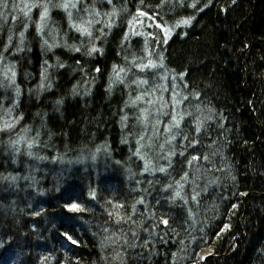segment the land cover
Wrapping results in <instances>:
<instances>
[{
  "label": "trees",
  "instance_id": "obj_1",
  "mask_svg": "<svg viewBox=\"0 0 264 264\" xmlns=\"http://www.w3.org/2000/svg\"><path fill=\"white\" fill-rule=\"evenodd\" d=\"M117 1L110 9L119 19L88 40L51 3L45 29L60 45L51 51L41 47L45 33L35 20L25 30L10 4L1 14L0 54L16 78L14 85L0 79V126L14 124L0 131V264H264V0H195L196 8L194 0ZM139 11L148 14L143 41L133 32ZM157 24L170 29L166 43L149 35L164 36ZM9 30L13 43L4 52ZM21 31L25 50L17 53ZM145 40L164 66L154 72L171 73L187 97L171 132L173 110L158 112L157 130L130 108L132 81L151 79L152 68L140 72L132 63L146 62ZM93 46L101 51L88 55ZM21 136L17 153L12 141ZM175 190L183 199H172ZM203 249L209 255L199 261Z\"/></svg>",
  "mask_w": 264,
  "mask_h": 264
},
{
  "label": "rangeland",
  "instance_id": "obj_2",
  "mask_svg": "<svg viewBox=\"0 0 264 264\" xmlns=\"http://www.w3.org/2000/svg\"><path fill=\"white\" fill-rule=\"evenodd\" d=\"M54 1H56L55 3L57 5V7H58V5H63L65 3H68L70 5V7L67 10H65L63 7H60V8L58 7L61 11H63L66 14V20L68 23H69L68 12L72 13L73 23L85 24V26H87L86 22L91 20L92 24L90 26V30H91L92 35L94 34V32L101 33L102 30H104V26H105L104 24L109 25V23H110L111 26L110 27L108 26V27L111 28L114 21L119 19L120 14H121L118 10H116V15H114L113 18H111L107 15V13L111 12V9H110L111 6L116 5L115 3H119L118 1L115 2V0H113L112 4H109L108 0H91L92 2H89V3L87 2V0H7L8 4H10L11 6L13 4H15L17 6L16 10H20V11H16V10L13 11V9H11L10 12L12 15H14V13L18 12L19 18L20 19L22 18L20 20L21 23L23 21V23L25 25V24L31 23L32 20H35V30H36L37 24L41 23L40 13L43 11L42 6L44 4L48 5V14H49L50 5ZM73 3L76 4L75 8L71 7V4H73ZM25 4H27L29 6L33 5V4L37 5L36 7H33L31 9V11L29 12V15L27 17L24 16V11H27V9L24 8ZM22 8L24 9V11H21ZM101 9H105L106 11H100ZM97 12L100 13L99 16L96 15ZM3 13H4V9L0 8V19L1 18L3 19V16H2ZM138 17H140V19H138V18L135 19V25L133 26V32L136 30L138 32V37L143 41L145 38H147V36L145 37V35L147 34L148 29H147V25L145 24V22L142 21L143 16H138ZM47 23H48V20L46 17L45 21L43 22V24H44L43 32L45 33V39H48L50 43H53V36H56V31L53 29H49L47 27L45 29V26ZM153 23L154 22H149V25L151 26L149 33L151 32V30L153 28L152 27ZM73 30L76 31L75 28H73ZM158 32L160 34L164 35V33L162 31L158 30ZM2 33H3V31H0V34H2ZM77 34H78V36H81V37L86 36L87 40L92 36L91 35L89 37L87 35H81L79 32H77ZM63 39H65V38H63ZM96 41H99V37L96 38ZM142 41H140V42L143 43ZM148 48H150V47H148ZM149 50L152 53V57L156 58L157 56H156L155 48H153V49L150 48ZM154 71H155L154 69H151V70H149V74H146L147 76H149L151 78L148 81L147 85H140L139 87H137V85L132 84V86L134 87V90H133L134 97L138 94H143L144 99L142 101L137 102L136 107L130 106V108H132V110L134 109L135 115H137V112L141 113V111H140L141 109H143V108L147 109L148 115H149L148 118L150 119L149 120L150 124L151 125H157L156 129L158 130V128L160 126L159 125L160 121L158 120L160 117H159L158 112L163 113V111L168 109V108L170 110H173V95L174 94L176 96V99L181 101L180 103H178L176 105V109H179L181 104H182L183 95H182L181 90L179 91L180 87H179V84H177L178 80L175 79V80L170 81V76H172L171 73L169 74L163 70H160L157 72H154ZM150 72H152V73H150ZM156 74H157V77H156ZM153 76L155 78H153ZM40 84H41V80L39 82V86H40ZM5 93H6L5 100H6V102H8L7 104H12L13 103L12 93L8 92V91H5ZM125 103H127L126 99H125ZM145 114L147 115V113H145ZM132 120H133V117L131 118V121ZM157 121H159V123H157ZM147 125H149V122L147 123ZM143 130L147 131V127L142 129L140 131V133H142ZM169 132H171V131H169ZM149 135L150 134H147V136H149ZM158 138L161 139V137H158ZM204 251H206V250L203 249L200 251V253L204 252ZM200 253L198 254L197 259H201V258H199ZM208 253H209V251L207 252V256L209 255Z\"/></svg>",
  "mask_w": 264,
  "mask_h": 264
},
{
  "label": "snow or ice",
  "instance_id": "obj_3",
  "mask_svg": "<svg viewBox=\"0 0 264 264\" xmlns=\"http://www.w3.org/2000/svg\"><path fill=\"white\" fill-rule=\"evenodd\" d=\"M112 2H113V0H108L109 4H112ZM141 4H143V0H141ZM36 6L37 5H35V4L30 5V6L25 4L24 8H26L27 11H24L23 8L21 9V11H24V16L27 17L29 15V12L31 11V9L33 7H36ZM190 6L193 7V8H196L197 3L195 2V0ZM206 6L207 5L205 4V7ZM16 7L17 6L15 4L12 5L13 11L16 10ZM42 7H43V11L40 13V21H41V23H38L37 26H36V30H37L38 33H42L43 32V28H44L43 22L45 21L47 15H48V5L44 4ZM58 7H63L65 10H67L70 7V5L68 3H65L63 5H58ZM71 7L75 8L76 4H74V3L71 4ZM0 8L4 9L5 11H7V9L9 8V4H8L7 0H0ZM200 10H203V9H200ZM96 15L99 16L100 13L97 12ZM107 15L109 17H111L113 15H116L115 7L113 8L112 12L107 13ZM146 15H148V14L146 12H144V11H139L138 12V16H146ZM68 17H69L70 26L75 28V30L77 32H79L81 35H87L89 37L92 35L91 30H90V26L92 24L91 20L87 21L86 22L87 26H85V24L73 23V21H72V13L71 12H68ZM192 18L193 17H190L189 19L183 20L182 23L185 24V25H188V24L191 23V19ZM15 19H16V17L12 16V20L14 21ZM133 19L135 20V19H137V17H133ZM108 26L109 27L111 26L110 23H109ZM27 27H28V25L25 24L24 25L25 30L27 29ZM156 27L157 28H161V31L164 33V36L163 37H158V34H150V35H152V39L154 41H156L157 43H159V42L166 43L167 42V38L170 35V29L167 28V27H162L160 24H157ZM24 35H25L24 31H21L19 33V44L16 46V52L17 53L23 52L25 50L24 46H23L24 45ZM125 39H127V37H125ZM42 40H43V43H42L41 47L44 48L46 46L48 51H51L54 47H59L60 46L58 43H55V42L50 43L48 39H43V36H42ZM53 41H55V36H53ZM12 43H13V34H12L11 30H9V34L7 36V44L4 45V49H3L4 52L8 51V49L12 45ZM65 46H67V45H65ZM72 47H73L74 51H76V52L80 51L79 48H76L75 46H72ZM147 49H148V44H147V40H145V50L147 51ZM29 51H30V49H29ZM99 51H101V50L96 48L95 46H93L92 48H90L88 50L87 54L91 55L93 52H99ZM147 57L148 58H147L146 62L136 63L135 59L132 62L134 67L137 68L140 72H144L146 69H150V68L154 69V68H157V67H160V68L164 67L162 63H160L158 65L153 59H151L152 53L150 51H147ZM160 59L162 61L163 57H161ZM0 61H3V55H0ZM44 64L48 65V62L45 61ZM48 67H51V65H48ZM59 67H63V64H60ZM97 71H99V69H97ZM115 71H116V69H115V66H114V72ZM46 72H47V68H44V70L41 73V84H40V88L41 89H43L45 87L44 80L47 78L46 77ZM9 73H10V76L8 75ZM120 73H125V69L124 68H120L119 71L116 72V79L118 80L119 83L123 84V83H125V81L120 76ZM4 76H5V79H7L9 81V85H14L15 84L16 72L14 70V65L5 67ZM132 84H135V85H137V87H139L140 85H147L148 84V80L139 79L138 78L136 80H133ZM50 86L51 85H48V87H50ZM126 86L131 87V85H126ZM110 90H111V83L109 85V91ZM15 93H16L17 97L20 95L19 86L15 87ZM129 97H130V104H131L132 107H136L137 106V102L142 101L144 99V95L143 94H138L134 98H132V94L129 93ZM183 99H187V97H184ZM180 102L181 101L177 100L176 96L174 94L173 95V111L170 114L171 115V121H170L169 125L165 128V131H171L172 128H177V129L180 128V124H181V121L184 119V116H183V114L177 113L176 110H175L176 109V105L178 103H180ZM56 103L60 104L61 101L58 100V101H56ZM128 106H129V104L126 103L125 107H128ZM11 110L12 109L9 108L8 112L11 113ZM140 111H141V117L140 118H142L143 120L146 121L147 118H148L147 115L145 114L146 113V109H141ZM189 115H191V114L189 113ZM21 119H22V117H21ZM121 119H122V121H127L128 120V116L124 115V116H122ZM157 123H159V121H157ZM202 124H203V121L200 118H197L196 119V124H195V131L197 133L200 132ZM12 127H14V124L12 122L5 121L4 124L2 126H0V131L5 130V129H11ZM175 138H176L175 135H172L171 139L174 140ZM140 139L142 140L143 136H141ZM185 139H187V137H185ZM22 141H24V137L23 136L19 137V139L15 140V141H12V146L14 147V149H15V151L17 153L19 152V147H17V145H19ZM26 143H27V148L29 150L32 149L34 142L33 141H27ZM137 144L138 145L140 144V140H137ZM98 151H99V149H98ZM27 154L29 156H31L32 152L29 151ZM181 154H183V153H181ZM136 155L140 159H142V160L144 159V156L140 154V148L139 147H137V149H136ZM95 158H96L95 155H93L92 159L95 160ZM206 158L207 157H205V159ZM41 159H43V157H41ZM192 159L196 160V159H198V157L193 156ZM189 163H191V161H189ZM149 170H150V162L145 161L144 171L148 172ZM152 171H155V169H152ZM158 171L161 172V173H164V172H166V168L160 167L158 169ZM185 178H186V176L183 177L182 179H185ZM13 179H15V178H13ZM177 185L179 186V188L183 187V185L180 184L179 181H177ZM165 190H167V189H165ZM91 195H92V198L94 199L95 198V193L93 192V193H91ZM177 198L183 199V197H181V192L179 190H175L174 196L172 197V199L174 201ZM192 200H196V195L192 196ZM139 203H143V201L141 200V201H139ZM185 203H187V200H185ZM120 207H123V206L121 205ZM69 210H77L78 211V210H80L79 209V205L78 204H71ZM133 211H135V206H133ZM162 223L164 225H167L168 221L167 220H163ZM133 235H135V233H133ZM68 239L71 241L72 244H76L77 243V241L72 239L70 236L68 237ZM109 239H111V238H109ZM102 246H103V244H102Z\"/></svg>",
  "mask_w": 264,
  "mask_h": 264
},
{
  "label": "bare ground",
  "instance_id": "obj_4",
  "mask_svg": "<svg viewBox=\"0 0 264 264\" xmlns=\"http://www.w3.org/2000/svg\"><path fill=\"white\" fill-rule=\"evenodd\" d=\"M8 34V33H7ZM8 36V35H7ZM6 39H7V37H6ZM6 39H5V43H7V41H6ZM1 55V54H0ZM7 66H10V63L9 62H6L4 59H3V61H0V73L1 72H4V69H5V67H7ZM4 74H1L0 75V79H4ZM95 179H100V176L99 175H97L96 176V178ZM91 182L92 183H98V182H96V181H94V180H91ZM83 188L84 189H90V187L89 186H87V185H85V184H83ZM7 198V196L5 197V199ZM3 209H4V205L2 204V203H0V212H2L3 211ZM3 225H5V219L1 222ZM79 225H81V226H83V227H85L84 226V224L82 223V222H80L79 223ZM85 228H90V227H85ZM92 228V227H91ZM49 229V227H45V230H48ZM86 230H88V229H86ZM101 242V241H100ZM209 251V250H208ZM207 250L206 251H204V252H201L200 253V257L199 258H201V259H204L206 256H207V252H208ZM201 259H198L199 261L201 260Z\"/></svg>",
  "mask_w": 264,
  "mask_h": 264
}]
</instances>
